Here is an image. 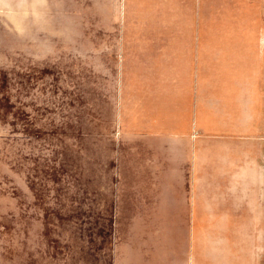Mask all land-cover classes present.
<instances>
[{
  "label": "rangeland",
  "instance_id": "rangeland-1",
  "mask_svg": "<svg viewBox=\"0 0 264 264\" xmlns=\"http://www.w3.org/2000/svg\"><path fill=\"white\" fill-rule=\"evenodd\" d=\"M75 7L35 0L18 34L0 20V184L19 198L5 205L4 264H115L134 236L173 233L146 219L179 186L156 32L202 14Z\"/></svg>",
  "mask_w": 264,
  "mask_h": 264
},
{
  "label": "crops",
  "instance_id": "crops-1",
  "mask_svg": "<svg viewBox=\"0 0 264 264\" xmlns=\"http://www.w3.org/2000/svg\"><path fill=\"white\" fill-rule=\"evenodd\" d=\"M71 1V14H202L156 32L165 42L155 68L172 83L165 132L179 186L146 219L173 233L134 236L115 264H264V0ZM30 14L35 0H0L13 34ZM1 184L4 264L5 205L19 198Z\"/></svg>",
  "mask_w": 264,
  "mask_h": 264
}]
</instances>
